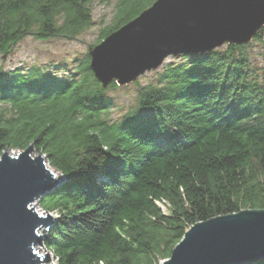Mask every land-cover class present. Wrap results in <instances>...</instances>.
<instances>
[{
	"label": "trees",
	"instance_id": "obj_1",
	"mask_svg": "<svg viewBox=\"0 0 264 264\" xmlns=\"http://www.w3.org/2000/svg\"><path fill=\"white\" fill-rule=\"evenodd\" d=\"M94 1L0 0V54L29 35L77 38ZM103 1L115 16L98 43L156 0ZM178 57L118 121L105 117L117 85L102 88L88 54L66 77L0 70V154L33 144L66 179L39 201L57 214L43 242L57 264H161L196 223L264 209V28Z\"/></svg>",
	"mask_w": 264,
	"mask_h": 264
},
{
	"label": "water",
	"instance_id": "obj_2",
	"mask_svg": "<svg viewBox=\"0 0 264 264\" xmlns=\"http://www.w3.org/2000/svg\"><path fill=\"white\" fill-rule=\"evenodd\" d=\"M264 28V0H156L88 50L90 69L107 88L125 86L168 57L249 44ZM34 145L0 154V264H45L41 255L56 217L37 210L65 181ZM42 231V233H41ZM264 259V209L242 210L191 226L161 264H252Z\"/></svg>",
	"mask_w": 264,
	"mask_h": 264
},
{
	"label": "rangeland",
	"instance_id": "obj_3",
	"mask_svg": "<svg viewBox=\"0 0 264 264\" xmlns=\"http://www.w3.org/2000/svg\"><path fill=\"white\" fill-rule=\"evenodd\" d=\"M115 6V1L95 0L91 4L93 25L75 39L52 38L38 40L32 35L27 36L17 46L12 48L10 52L3 55L0 54V70L6 72L18 68L26 71L32 66H39L49 73H55L63 77L69 76L75 71L78 61L88 54L89 48L99 44L98 41L102 31L113 23ZM260 52L259 46L255 45L252 48V57L257 63H260ZM179 59V57H168L163 66L158 70L144 73L131 84L125 86L117 85L114 88H109L106 95L111 99L112 108L105 117L109 121L120 120L135 107L139 88L148 84H157V75L163 67L166 64L177 62ZM21 151L20 149L9 150L11 154ZM37 154L39 152L34 147L33 156ZM43 156L46 158L47 167L60 176L59 172L48 163V159L44 153ZM161 206L164 211H168L165 205ZM40 208L38 203L37 210L43 213ZM54 216L57 217V214L54 213ZM37 247L41 252L46 253L43 242L37 245ZM45 264H57L52 252H50L49 259Z\"/></svg>",
	"mask_w": 264,
	"mask_h": 264
},
{
	"label": "built area",
	"instance_id": "obj_4",
	"mask_svg": "<svg viewBox=\"0 0 264 264\" xmlns=\"http://www.w3.org/2000/svg\"><path fill=\"white\" fill-rule=\"evenodd\" d=\"M17 153H18V152H17ZM40 209H41V208H40ZM39 211H40V210H39ZM42 212H43L42 214H44V215H46V214L49 213V212H46V211H43V210H42ZM40 213H41V212H40ZM51 214H54V213H51ZM45 249H46V248H45ZM46 251H48V250L46 249ZM46 251H45V252H46ZM48 252H49V255H50V251H48ZM53 255H54V254H53ZM54 258H55V260H56V262H57V259H56L55 256H54Z\"/></svg>",
	"mask_w": 264,
	"mask_h": 264
},
{
	"label": "bare ground",
	"instance_id": "obj_5",
	"mask_svg": "<svg viewBox=\"0 0 264 264\" xmlns=\"http://www.w3.org/2000/svg\"><path fill=\"white\" fill-rule=\"evenodd\" d=\"M36 251H37L39 254H41V255L45 254V253L41 252V251L39 250L38 247H36Z\"/></svg>",
	"mask_w": 264,
	"mask_h": 264
}]
</instances>
